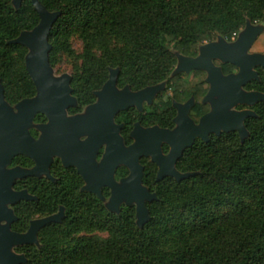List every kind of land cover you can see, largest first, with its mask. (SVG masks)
Wrapping results in <instances>:
<instances>
[{
    "label": "trees",
    "instance_id": "16d2710c",
    "mask_svg": "<svg viewBox=\"0 0 264 264\" xmlns=\"http://www.w3.org/2000/svg\"><path fill=\"white\" fill-rule=\"evenodd\" d=\"M39 1L48 11L62 13L49 35L51 65L71 35L78 33L86 43L84 84L74 89L83 95L89 94V82L101 85L109 69L126 73L133 88L164 81L176 51L192 55L198 44L216 40L217 32L234 41L247 20L264 22V0ZM207 15L212 25L192 26L194 16L206 22ZM39 21L31 0L18 9L13 0H0V82L11 105L36 95L25 68L28 51L11 42ZM113 39L128 44L105 62L95 59L94 48ZM255 111L258 118L247 120L249 138L243 143L230 133L188 152L184 171L197 174L181 183H162L142 228L133 208L122 209L120 220L96 202H70L64 222L40 232L39 247L17 249L26 256L24 264H264V103ZM191 180L197 183L188 185ZM169 208L180 213L169 217ZM23 210L22 204L15 208L19 222L13 229L19 232L28 226ZM84 231L107 232L108 238L62 245L60 239Z\"/></svg>",
    "mask_w": 264,
    "mask_h": 264
},
{
    "label": "flooded vegetation",
    "instance_id": "af4514ba",
    "mask_svg": "<svg viewBox=\"0 0 264 264\" xmlns=\"http://www.w3.org/2000/svg\"><path fill=\"white\" fill-rule=\"evenodd\" d=\"M257 40L258 38L249 48V55H264V50H252ZM206 44L211 43L198 44L192 55L176 51V63L172 72L167 79L159 83L133 88L130 82L124 79L126 73L119 71L114 75L111 72L112 69H109L101 85L98 82H89L88 95L76 93L72 89L71 96L75 101L66 108V118L82 119L66 124L67 129L73 135L75 134L72 162H64L63 157L56 154L52 157L47 170H39L37 175H27L14 182L13 190L26 192L29 198L10 206L17 217V220L11 224L12 231L26 233L32 222L50 217L55 218L54 221L38 231L39 242V234L43 229L49 225L64 222L69 214L70 202L80 205L86 203L88 206H92L91 203L96 202L95 204H98L104 212L117 216L120 220L122 209L133 208L137 223L136 205L121 204V182L131 174L129 168L121 165V144L124 147H130L136 142H140L143 144V151L153 152L154 155L160 153L163 157L169 156L173 151L180 150V157L175 162L173 160L166 161L163 167L168 171L174 169L180 174H189L192 172L184 171L182 165L188 152L223 135L236 133L239 136L235 131L220 130V134H217L211 130L206 137L205 129L202 130L199 127L202 119L212 110L211 103L205 100L211 86L207 82L208 73L201 68H193L189 60L200 57L201 46ZM210 55L209 59L216 68L221 70L223 76L239 73L238 66L223 63L220 59L215 58L214 52ZM206 61L204 57L202 64H205ZM177 69H180L179 72H176ZM252 71L257 76L251 78L243 86V90L264 94V67L257 66ZM112 76H115V86L109 87L107 96L101 97L100 93L104 91V87ZM94 85H98V87H94ZM159 86L162 88L155 92H145ZM104 101L105 103L100 105ZM121 101H128L130 104L121 109ZM260 103H264V101L253 106L237 105L234 108V111L237 112L246 110L254 112L255 116L244 120L246 128L248 119L258 118L255 107ZM48 124L49 119L46 114H37L34 119V127L30 129L32 138L40 139L45 134V127ZM205 137L208 139L207 141ZM189 143H192L191 146L185 147ZM139 164L143 168L142 186L150 194L156 195L155 200L146 202L148 211V206L158 200L156 191L162 183L164 184L168 179L177 183L185 180L178 181L171 176L158 179L161 167L153 161L151 156H142L139 159ZM35 166L36 163L33 159L20 155L13 158L8 168L31 171ZM66 190H70L71 193ZM19 204H22L23 214L28 219L26 230L20 232L13 229L14 224L19 222L15 211ZM18 248L21 247L15 248V252L24 254L18 252Z\"/></svg>",
    "mask_w": 264,
    "mask_h": 264
},
{
    "label": "water",
    "instance_id": "95a60500",
    "mask_svg": "<svg viewBox=\"0 0 264 264\" xmlns=\"http://www.w3.org/2000/svg\"><path fill=\"white\" fill-rule=\"evenodd\" d=\"M22 1L13 0V5L18 9ZM31 2L39 14L40 21L35 28L22 32L11 43L22 45L28 51L25 66L35 85L36 95L11 105L5 98L4 88L0 82V264L26 263L25 255L16 253L15 248L25 245L38 246V231L55 219L50 217L34 221L26 233L12 231L11 224L17 220V217L10 206L29 198L26 192L13 190L14 182L27 175H37L39 170H47L52 157L56 154H60L64 162H72L75 134L73 135L67 129L66 124L82 120L66 118V108L75 101L71 96L72 78L68 74L55 77L49 60L52 49L49 35L62 13L48 11L39 0H31ZM263 31V27L253 26L248 21L245 30L234 42L219 38L218 41L210 42L211 44L202 45L200 57L189 60L193 68H201L208 73L207 82L211 86L205 100L211 103L212 110L202 119L199 126L200 129H205L206 137L211 130L217 134H220L222 130L237 132L242 143L249 138V131L244 120L255 114L248 110L237 112L234 108L237 105L253 106L264 101V94L243 90V86L251 78L257 76L252 69L257 66L264 67V55L248 54L252 43ZM213 52L215 58L223 63L238 66L239 73L223 76L221 70L216 68L209 59ZM204 57L207 61L202 64ZM179 70L177 69L176 72ZM119 71V69L111 70L114 75ZM114 86L115 76H112L100 96H107L108 88ZM160 88L162 86L148 89L145 92H155ZM104 103L105 101L100 105ZM129 104L128 101H121V109ZM42 113L47 115L49 124L45 127V134L35 140L30 135V129L34 127L36 115ZM142 147L143 144L140 142L130 147H124L121 144V165H125L131 171L130 176L121 182V204L136 205L137 225L141 228L150 221L146 202L156 199V195L150 194L141 184L143 168L139 164V159L142 156H151L153 161L160 165L158 179L171 176L180 181L197 174H180L174 169L170 171L164 169L166 161L175 162L180 157V150L163 157L160 153L154 155L153 152H145ZM20 155L33 159L36 163L35 168L31 171L21 168L9 169L13 158Z\"/></svg>",
    "mask_w": 264,
    "mask_h": 264
},
{
    "label": "rangeland",
    "instance_id": "374dc122",
    "mask_svg": "<svg viewBox=\"0 0 264 264\" xmlns=\"http://www.w3.org/2000/svg\"><path fill=\"white\" fill-rule=\"evenodd\" d=\"M180 1V0H173ZM193 22L192 26L194 28L206 29L208 26L212 25V19L210 15H207L206 22H202L198 17L194 16L191 20ZM204 21V20H203ZM250 22L253 26H261L264 29V22H256L252 23L250 20H247L243 27H240L236 38L245 30L247 22ZM207 23V24H206ZM219 38L225 39L227 42V38H225L222 33L217 32V38L215 41H218ZM85 44L83 39L78 33L71 35L68 39L67 46L65 48L59 49L58 53L54 56V64L51 65L53 69V73L55 77H60L64 74H68L72 78V89H77L79 86L84 84V81H81V77L85 73L84 69L86 66L85 61ZM128 43H123L120 40L113 39L110 43H102L98 45L93 50V56L95 59H98L101 62H105L107 57L113 55L115 52H119L124 50ZM171 48H174L175 43H171ZM253 51H263L264 50V31L258 37L255 46L252 49ZM26 57V56H25ZM26 68V66H25ZM119 69V68H116ZM196 180H191L188 185L196 184ZM179 212H175L172 208H169L166 215L169 217H176ZM83 238H93L96 240H106L108 238L107 232L100 231H84L78 234H75L67 239H60L62 245L70 246L76 243L79 239Z\"/></svg>",
    "mask_w": 264,
    "mask_h": 264
}]
</instances>
